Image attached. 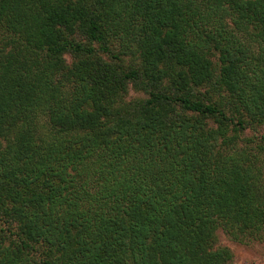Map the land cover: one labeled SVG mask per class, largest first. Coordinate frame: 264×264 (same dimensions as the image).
<instances>
[{"label":"trees","instance_id":"obj_1","mask_svg":"<svg viewBox=\"0 0 264 264\" xmlns=\"http://www.w3.org/2000/svg\"><path fill=\"white\" fill-rule=\"evenodd\" d=\"M263 126L264 0H0V264H232Z\"/></svg>","mask_w":264,"mask_h":264},{"label":"rangeland","instance_id":"obj_2","mask_svg":"<svg viewBox=\"0 0 264 264\" xmlns=\"http://www.w3.org/2000/svg\"><path fill=\"white\" fill-rule=\"evenodd\" d=\"M130 96L145 97L146 95L131 87ZM261 132L264 133V126L261 128ZM219 237L221 242L229 246L234 253L232 264H264V241H255L251 244L239 243L233 240L224 230L219 231Z\"/></svg>","mask_w":264,"mask_h":264}]
</instances>
